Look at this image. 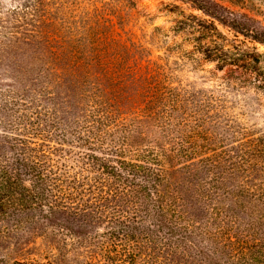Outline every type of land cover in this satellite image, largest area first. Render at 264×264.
<instances>
[{"label": "trees", "instance_id": "obj_1", "mask_svg": "<svg viewBox=\"0 0 264 264\" xmlns=\"http://www.w3.org/2000/svg\"><path fill=\"white\" fill-rule=\"evenodd\" d=\"M174 1L211 17L217 34L215 21L237 27L216 0ZM186 26L204 34L194 14L177 29ZM12 35L2 33L4 47ZM45 43L25 72L54 82L39 94L53 95L52 107L15 91L3 99L17 115L2 135L0 247L45 222L72 242L75 264H264V180L252 179V163L218 150L213 130L204 139L201 124L157 109L162 88L147 73L123 83L81 39ZM0 264L54 263L6 255Z\"/></svg>", "mask_w": 264, "mask_h": 264}, {"label": "rangeland", "instance_id": "obj_2", "mask_svg": "<svg viewBox=\"0 0 264 264\" xmlns=\"http://www.w3.org/2000/svg\"><path fill=\"white\" fill-rule=\"evenodd\" d=\"M216 1L228 8L237 25L215 21L222 35L211 27V17L174 0H0V151L7 152L2 135L10 137L6 127L17 115L3 110L6 93L15 91L26 102L35 95L44 106L53 105V95L39 94L54 82L34 81L25 72L31 55L45 48L46 37L59 45L81 39L86 52L106 55L123 83H131L133 72L137 77L147 73L162 88L157 109L174 121L201 124L204 139L213 130L224 141L218 150L235 151L238 161L254 166L252 179L264 180V0ZM191 14L204 23V34L190 26L177 29ZM5 32L13 34L9 47L2 43ZM59 116L68 117L64 110ZM202 138L195 140L202 144ZM50 143L57 144L56 138ZM54 230L45 222L35 224L19 243L18 235L7 239L0 257L75 264L73 253L67 254L72 242H63L66 238L61 240Z\"/></svg>", "mask_w": 264, "mask_h": 264}]
</instances>
